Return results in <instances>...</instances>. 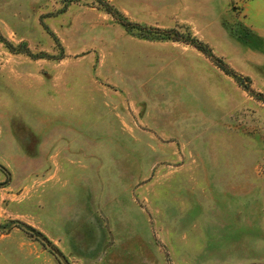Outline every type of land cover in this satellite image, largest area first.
Masks as SVG:
<instances>
[{"label": "rangeland", "instance_id": "1", "mask_svg": "<svg viewBox=\"0 0 264 264\" xmlns=\"http://www.w3.org/2000/svg\"><path fill=\"white\" fill-rule=\"evenodd\" d=\"M106 1L242 85L92 0H0V264H264V0Z\"/></svg>", "mask_w": 264, "mask_h": 264}, {"label": "trees", "instance_id": "2", "mask_svg": "<svg viewBox=\"0 0 264 264\" xmlns=\"http://www.w3.org/2000/svg\"><path fill=\"white\" fill-rule=\"evenodd\" d=\"M64 3V5H68L71 2H75L78 0H60ZM94 3L98 4L105 12L110 14L114 17L125 29H129V27H135L141 37L148 38V39H170V40H180L185 43H189L194 46L196 49L201 51L206 57H208L218 68H220L225 74L232 77L238 84L242 85L241 79L242 77L240 74L236 73L231 67H229L222 59L216 57L210 50V48L204 44L203 42L199 41L197 38L193 37L190 34L185 36L179 35L172 30H165V29H151L144 25L138 23H131L126 19V17L116 9L113 5L109 4L106 0H92ZM8 48L12 45L6 43ZM247 81L248 78H246ZM245 90L248 92H252L249 88V85L244 86Z\"/></svg>", "mask_w": 264, "mask_h": 264}]
</instances>
